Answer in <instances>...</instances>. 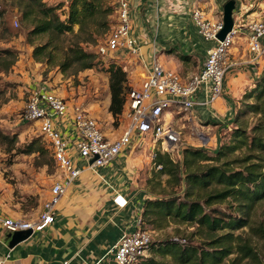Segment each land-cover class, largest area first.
Segmentation results:
<instances>
[{
  "label": "trees",
  "instance_id": "1",
  "mask_svg": "<svg viewBox=\"0 0 264 264\" xmlns=\"http://www.w3.org/2000/svg\"><path fill=\"white\" fill-rule=\"evenodd\" d=\"M30 1L27 14H38L42 18L35 24L31 35L51 37L46 45L34 50L33 55L37 59L45 55L50 61L54 59L48 49L58 39L72 35L74 42L65 50L62 67L66 70L78 68L81 72L100 67L98 54L87 51L84 46L96 43L101 32L106 33L117 24L113 20L114 15L116 17L115 6L108 0H70L66 18L62 20L58 14L62 6L50 7L43 0ZM75 28H78L77 32ZM3 56L16 60L15 53L10 50L1 51L0 58ZM179 58L183 61L189 59L187 56ZM4 61L1 60L2 63ZM101 69L109 75V113L118 122L126 103L127 73L116 64ZM243 101V108L236 111L232 127L221 134V143L215 152L185 148L181 161L173 160L169 154L156 152L153 164L158 185L165 194L145 201L141 214L143 227L162 229L170 222L191 225L201 231L205 241L200 245H183L175 240L153 242L151 252L169 256L179 264H223L232 254H239L242 261L259 259L252 241H264V225H256L253 221L257 208L264 203V75L255 82L253 89L245 93ZM248 115L258 117L250 132L245 123ZM17 142L18 137L11 139L0 130V146H6L8 152L35 154L39 166L46 165L49 153L53 157L50 144L41 135L33 138L23 150L16 149ZM238 151L245 152L243 156L232 159ZM159 166L161 169L157 170ZM164 177L165 181L162 180ZM225 203L230 205L233 213L214 208L216 204ZM243 229L248 230L246 234L249 237L236 234ZM220 232L224 234L218 235ZM139 264L161 263L151 258Z\"/></svg>",
  "mask_w": 264,
  "mask_h": 264
},
{
  "label": "rangeland",
  "instance_id": "2",
  "mask_svg": "<svg viewBox=\"0 0 264 264\" xmlns=\"http://www.w3.org/2000/svg\"><path fill=\"white\" fill-rule=\"evenodd\" d=\"M228 1L230 0H217L214 11V14L219 17L217 21L223 20V7ZM235 1L234 21L237 29L241 30V34L235 38L232 52H238L241 57L247 59L251 56L246 53L242 33H244L249 23L264 22V0ZM30 2V0H0V52L10 50L16 56L15 61L7 56L0 58V130L3 135L9 136L11 139L15 136L18 137L17 150H23L33 138L40 137L38 127L33 123L24 121L22 115L32 89L46 86L58 96L82 104L98 119L106 134L111 137L120 136L126 128L125 119L122 114L118 122H115V119L109 113V103L111 102L109 75L101 71V68H107L112 64L121 66L127 73V91L129 92L132 88H135L131 86L133 78L130 67L139 65V62L134 60L135 57L127 54V52H120L113 57L98 55L101 65L97 69L84 72H81L78 68L66 70L61 64L65 50L74 42L72 35L58 39L57 43L48 49V52H52L51 56L54 59L48 60L47 55L37 59L33 55L34 50L46 45L51 37L50 35H31L35 24L40 22L42 18L38 14L32 16L27 14V5ZM69 2L70 0H43V3L47 6L59 5L63 7L58 12L62 20L66 18ZM108 2L115 6L116 0H108ZM37 3L38 1H35V4ZM211 9L212 7H210ZM204 11L206 13V10ZM113 20L116 22L115 15ZM113 29L112 26L108 32H101L96 43L85 45L84 48L89 52L98 54L100 47L106 44ZM77 31L78 28H75V32ZM1 60L5 61L2 63ZM178 60L183 61L180 58ZM10 64L9 69L5 71V67ZM197 64L196 59H190L189 65L191 68H195ZM262 72H260L261 76L255 79L252 84L253 87L248 88L245 93L255 87V82L264 75V70ZM243 98L236 106V111L241 107L243 108ZM248 102L252 103L253 101ZM173 114L175 120L183 116V113H180L178 109H175ZM257 120L258 117L255 115H248L245 118L249 132L257 123ZM180 129L183 132L182 144L170 155L175 161L182 160V152L185 148H198L189 144L190 141L186 140L189 133L186 134L185 129L182 127ZM194 141L195 138H193L192 143ZM43 142L46 144L44 140ZM159 147L160 145L156 146L155 152L158 151ZM46 149L48 150L47 144ZM7 150L6 146H0L1 178L11 187L13 196L20 204L18 208L28 214L29 219L36 218L42 210L43 201L47 198L51 186L61 177V174L51 153L46 157V165L39 166L35 154H17L16 151L8 152ZM244 152L238 151L232 159L243 156ZM153 160L154 153L150 149L137 148L132 154L128 153L117 165V172L113 176L111 185L117 189H128L129 192H143L147 199L162 197L165 193H163V188L158 185L159 180L156 177ZM162 180L165 181L166 178L164 177ZM177 190L176 192H180ZM214 208L233 213L228 203L216 204ZM253 221L256 225H264V203L257 208L253 215ZM145 229L152 233L153 242L155 243L167 240H186V244L200 245L205 241L201 231L191 225L170 222L162 229H153L150 226H145ZM247 232V229H243L236 232V234H243L247 238L249 237V234H246ZM223 234L224 232L218 233V235ZM4 236L5 233H1L0 239H5ZM252 242L257 248L259 261H242L239 254H232L223 264H264V241L254 239ZM151 258L161 264H179L171 257H164L154 251L150 253L147 259Z\"/></svg>",
  "mask_w": 264,
  "mask_h": 264
},
{
  "label": "crops",
  "instance_id": "3",
  "mask_svg": "<svg viewBox=\"0 0 264 264\" xmlns=\"http://www.w3.org/2000/svg\"><path fill=\"white\" fill-rule=\"evenodd\" d=\"M216 2L130 0L131 34L139 40L141 48L140 54L133 58L139 65L130 67L133 78L131 86L139 87L156 64L175 71L184 81L197 74L208 51L216 43L206 41L199 34L192 14L200 8L206 10L207 18L217 21L219 17L214 14ZM242 38L245 40L246 53L251 58L244 59L240 53L234 54L230 50L224 96L213 105H205L210 95V84H204L196 96L199 104L192 112L183 113L182 117L175 120L180 128L185 129L186 134L189 133L186 140L193 147L213 152L219 148L221 134L232 127L236 106L245 91L252 88L255 79L263 73L264 58L255 61L248 49L246 37ZM179 56H187L189 59L179 61ZM191 58L197 60L195 68L189 65ZM60 128L71 139L70 147L74 154V127L62 122ZM193 138L195 141L192 143ZM126 156L124 154L110 166L100 169V176L84 171L62 198L55 224L35 233L28 241L12 250L8 248L5 239L1 238L0 258L4 259L5 264H115L109 249L123 235L138 227L147 199L143 192H129L128 189H117L111 185L117 165ZM74 157L85 170L84 163L75 154ZM1 177L0 173V217L25 221L34 219H29L28 214L18 208L20 204L13 196L11 187ZM116 194L129 198L126 208L121 209L115 205ZM1 233H4V229L0 226Z\"/></svg>",
  "mask_w": 264,
  "mask_h": 264
},
{
  "label": "built area",
  "instance_id": "4",
  "mask_svg": "<svg viewBox=\"0 0 264 264\" xmlns=\"http://www.w3.org/2000/svg\"><path fill=\"white\" fill-rule=\"evenodd\" d=\"M115 8L117 24L106 44L100 47L98 55L113 57L127 52L136 57L141 48L139 40L131 34L130 0H116ZM192 19L199 34L206 41L215 42L216 46L208 51L202 68L188 81H184L175 71L156 64L142 84L127 93L123 112L126 128L120 136L106 134L98 119L82 104L62 98L46 86L32 89L22 119L36 125L39 134L50 144L61 177L51 186L36 218L25 221L0 217V226L4 230H32L35 234L55 224L62 198L84 171L100 176V169L110 166L124 154H132L137 148L150 149L154 156L158 145L157 152L169 155L175 152L182 144L183 132L175 123L173 111L192 112L199 104L196 96L204 84H210V95L205 105H213L224 96L230 50L235 38L241 34L235 25L234 31L221 42L217 36L224 28L223 20L207 18L200 8L194 10ZM242 35L246 37L254 60L264 58V22L249 23ZM62 122L72 124L75 129L73 150L78 160L86 166L85 170L75 161L70 147L71 139L60 128ZM95 156L98 159L90 165L89 160ZM156 169L160 170L161 167ZM114 203L124 209L129 205V198L116 194ZM178 242L186 245V240ZM152 243L153 235L143 227L140 219L134 231L123 235L109 249V255L115 264H139L149 257ZM0 264H5L4 259L0 258Z\"/></svg>",
  "mask_w": 264,
  "mask_h": 264
},
{
  "label": "water",
  "instance_id": "5",
  "mask_svg": "<svg viewBox=\"0 0 264 264\" xmlns=\"http://www.w3.org/2000/svg\"><path fill=\"white\" fill-rule=\"evenodd\" d=\"M223 22H224V28L223 30L218 34L217 39L219 41H225L228 35H230L235 28V21H234V12L236 10V1L230 0L228 1L224 7H223ZM98 159L97 156L92 157L89 160V164L93 165L94 162ZM5 233V242L9 249H14L18 245L28 241L33 235L32 230L27 231H9L4 230Z\"/></svg>",
  "mask_w": 264,
  "mask_h": 264
}]
</instances>
